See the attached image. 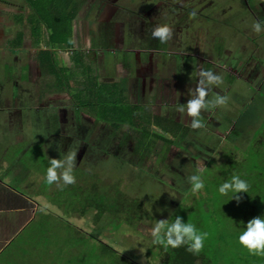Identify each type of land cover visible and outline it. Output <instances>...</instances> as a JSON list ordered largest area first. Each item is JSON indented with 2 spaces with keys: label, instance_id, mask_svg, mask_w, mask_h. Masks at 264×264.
Listing matches in <instances>:
<instances>
[{
  "label": "rangeland",
  "instance_id": "374dc122",
  "mask_svg": "<svg viewBox=\"0 0 264 264\" xmlns=\"http://www.w3.org/2000/svg\"><path fill=\"white\" fill-rule=\"evenodd\" d=\"M72 2L78 4L79 0H72ZM112 2L115 5L106 6L108 11H112L111 15L117 12L120 18L131 20L144 17L142 16L146 11L144 5L139 6L138 3L134 4L130 0H112ZM57 8L60 10L59 6ZM96 8H98L97 5L92 8L94 10L92 17L96 16ZM63 9L66 7L64 6ZM44 10L51 14L49 6L45 5ZM80 10H78L79 13ZM23 20L25 23L29 21L26 17L20 19L18 23L20 32ZM11 21L16 23L15 16L11 17ZM41 23L42 21L39 20L37 26L40 27L34 32L39 35L44 45H48L47 43H50L48 30ZM238 23H240L239 20L236 33L240 32ZM253 23L251 18L245 22L247 37L245 40L230 42L226 53L219 55L221 48L219 41L213 54L203 53V56L211 61L210 64L202 61L203 70L212 71L222 77L223 82L219 86H223L224 89L221 88L220 93L223 95L225 90L229 98L228 104L219 106L220 112L227 114L225 115L226 124L227 120L230 124L233 122L231 127L226 129L227 131L221 130L216 135L215 132L210 133L208 130L204 132L205 127L193 130L191 118L186 112L179 114L175 111L164 116L163 110L159 107L154 108L155 114L158 115L153 118L151 124L148 125L149 118L142 121L143 127H147L149 132L146 135L142 134V128L133 129L123 123L112 126L111 123L105 122L103 114L105 117L116 118L115 110L121 105L105 104L103 110L101 104L97 107L91 105L87 107L85 102L74 103L68 98L60 100V95H51L53 90L48 87L56 83L55 79L48 75L44 78V71L39 70L41 68L38 63L32 60V80L28 79L27 68L22 66L19 76H22L23 84L31 89L33 102L31 108H38V93L40 90H46L41 99L45 108V116L35 112L34 117L38 121L36 122L33 120V115L29 116L30 107L26 106L17 115L15 114L16 130L13 136L10 138L7 134L5 139L17 142L22 137L24 143H29L33 139L41 141L40 144L34 143L33 149L29 151V157L27 155L30 159L31 171L22 176L19 184L15 180L18 190L23 191L30 198L36 197L40 203V211L37 216L33 215V222L0 255V264H22L23 262L31 264L34 262V256L39 261L37 264H56L52 262L54 258L60 260L70 257L75 261L76 255H88L94 261L105 255L106 245L114 247L119 253L139 264H163L162 250L152 244L151 229L156 220L172 221L173 217L179 214L185 222L192 220L193 223L194 212L188 211L189 207L195 204L198 210L206 214L211 213L210 210L215 209V200L213 207H209L210 202L207 198L210 195L219 196L225 201L224 206L230 205L229 197H222L217 191L220 184L229 179V176L220 175L219 172L220 164L227 161L224 155L234 156L237 161L243 160L244 157L247 163V158L252 159L257 149L264 152V148L261 150V139L264 140V20H261L262 30L259 33L254 31L255 35L261 34V40L253 36L249 30ZM205 34H207L206 31ZM213 34L216 36V33ZM141 35L148 36L149 32L146 31ZM137 37L141 36L133 34V38ZM253 39L256 42L250 45L249 41ZM258 41L261 42V48L255 49ZM104 45L108 46V43ZM65 47V44L50 45V48L57 49ZM101 54L102 52L99 53V57ZM70 55L66 51L58 53L54 50L51 53V59L55 61L53 62L55 67L61 65L65 68L70 58L76 59ZM97 66L101 67L100 71H102L105 61L101 59L100 65ZM237 66L239 68L246 66L247 79L238 77L240 71ZM185 70L190 79L196 81L195 76H198L201 69L196 70L192 67L191 69L185 68ZM111 71L116 75L114 70ZM38 73H41L43 81L34 80L38 77ZM78 74L76 73L77 77ZM4 76L7 80L10 77L5 71ZM188 76H180L182 85H186L185 81L188 80ZM163 85L167 86V84ZM192 85L196 89L197 82ZM54 88L57 89L58 85L55 84ZM72 88L79 91L80 84L72 85ZM98 90L104 92L105 95L112 94L107 88L105 91L104 86H100ZM174 96L173 102L168 100L169 103L174 104L172 111L178 103L181 105L192 98L186 99L183 93L177 95L176 91ZM157 99H164L162 93L157 95ZM62 101L65 103L63 106H61ZM139 103L142 104L143 100ZM161 104L164 109H167L165 101ZM53 106H58L59 110L53 109ZM106 107L113 112L108 114ZM89 110L93 113L92 115ZM227 111L233 112V115ZM65 114L69 119L67 125ZM85 115L90 118L72 127L71 123L74 120L77 122L79 117L84 119ZM168 116H173L169 118L173 120L172 126L167 124ZM200 118L205 123V119ZM157 119H159L158 122ZM48 125L53 132L47 133ZM107 128L109 130L105 134ZM210 135L214 137L211 138ZM70 149H78L77 164L73 172L76 178L75 183L63 187L59 184L49 185L45 177L50 158L62 157ZM118 154L122 155L121 159L116 157ZM201 162H204L207 167L202 173L205 187L201 192L193 194L189 177L193 174H201L199 167ZM42 166L43 168L40 169ZM224 167L225 164H222L221 169ZM89 184H93V187L98 188V191L104 195L112 196L118 190L126 198H137L143 206L140 217L129 224L106 212L101 219H97L96 210L93 207H83L87 201L91 200L89 198L92 195L91 190L86 189ZM202 225L204 224H199L197 227L200 228ZM43 255L49 256H46L44 260L41 258ZM83 259L84 257L79 261ZM104 260L105 257L100 263Z\"/></svg>",
  "mask_w": 264,
  "mask_h": 264
},
{
  "label": "crops",
  "instance_id": "0c3cea01",
  "mask_svg": "<svg viewBox=\"0 0 264 264\" xmlns=\"http://www.w3.org/2000/svg\"><path fill=\"white\" fill-rule=\"evenodd\" d=\"M72 5H74L73 2ZM76 5L77 11L81 10L72 23L74 47L84 53L79 56L82 57L80 60H77L79 57H76L75 60L70 58L68 67L85 70L86 81L81 82V85H88V73L91 75L90 77H94L93 82L96 89L99 88L98 86H104L105 91L106 88L111 91L112 94H108L109 100L125 102L129 106H139V101L147 92L148 82L144 75L135 69L130 53L136 54V65L141 69L142 54L149 50V46H144L145 38L141 35L144 32L143 27L138 26L142 18L122 19L117 15V12L115 15H111L112 11H108L106 6L115 5L112 0H79ZM96 5L98 6L95 9L96 16L92 17L94 14L92 8ZM105 15L107 16L105 17ZM13 16H15L16 23L11 21ZM24 17L29 21L25 23L23 20L20 32L18 23ZM32 17L35 18L33 23L30 22ZM39 20L42 21L39 15L34 13L31 0L22 2L0 0V61H6L11 57L12 63L23 65L32 56L35 63L36 55L44 48L50 47V43L44 45L36 32L32 36L31 32L40 27L37 26ZM42 23L45 24L43 21ZM135 24L137 30L140 29L137 35L141 37L134 39L129 36H133L136 31ZM104 43H108V46H105ZM88 47L91 48L88 49ZM100 52H102L101 58L99 57ZM101 59L105 61L102 71H100L101 67L97 66L100 65ZM146 68L148 69V66ZM111 70H114L116 75ZM4 77H6L4 74L0 75V255L33 222V215L37 216L40 211V203L36 197L30 198L23 191L18 190L15 184V180L19 184L22 181V176L31 171L32 168H29L30 159L27 158V155L29 157V151L33 149L36 142L33 140L24 143L22 137L17 142L5 139L7 134L10 138L13 136L16 130L15 114L17 115L20 110L26 107L24 101L27 97L24 96L30 95L31 89L28 85L23 84L21 75L15 77L16 82H13L10 77L8 80ZM150 85L154 86L155 83L150 82ZM87 89L91 90L85 88L86 91ZM81 91L84 90H79L78 93ZM73 92H76L75 88L66 92L64 88L58 87L51 92V95L58 94L61 100H65L69 99ZM17 99L19 105L9 112ZM42 168L43 166L40 167V169ZM37 207L39 208L37 209Z\"/></svg>",
  "mask_w": 264,
  "mask_h": 264
},
{
  "label": "flooded vegetation",
  "instance_id": "af4514ba",
  "mask_svg": "<svg viewBox=\"0 0 264 264\" xmlns=\"http://www.w3.org/2000/svg\"><path fill=\"white\" fill-rule=\"evenodd\" d=\"M130 1L133 2L134 4L138 3V5L142 7L143 5L146 6V11L142 14V16L144 17H142V21L140 20L138 23L139 27H143L144 30L143 33H145L146 31L149 32L148 36H143L145 38L144 46L146 47L149 46V50L147 53L142 54L143 64L141 63L142 66L141 69H139L138 66L136 65L137 62L136 54L134 52L130 53L131 60L135 69L139 73L143 74L148 82V84L146 85L147 92L146 94L143 95L142 98L143 103L139 104V106L143 107L145 110V113L142 115L145 118L149 116L151 118L156 117L158 114L157 115L155 114L154 108L157 107L163 110L165 114L164 116L169 115L170 113L172 114L175 111H178L179 103L175 105L176 108L173 109V111L171 110V108L174 106V104L172 103L173 100H175L174 92L176 91L177 95H179V93H183L186 99L190 97L193 98L195 88L192 87L193 86L192 84L194 82H197L199 78L198 76H195V78L197 79L196 81L190 79L188 74H186L185 68L191 69L192 67H194L196 70L199 68L203 69L201 65L202 61L207 62L209 64L211 63L210 60H208L203 56V53L211 52L213 54L214 53L213 51L214 49H216V45L218 41L219 43H221L219 55H221L223 52L226 53L227 46L230 42L239 39L245 40V38L247 37V33H245L246 28L244 27V24L246 21H249V18H251V21H253L254 23L259 22L260 24H261V20H264V0H130ZM193 12H195V16L191 15V13ZM137 14L140 15L139 13ZM238 20L240 22L238 23V26L240 25V32L236 33L235 30ZM254 23L252 24L251 27H249V30L253 34V36L261 40V34L255 35L253 31ZM165 24L172 29V37L167 42L161 43L158 39L153 38L151 33L152 30L157 25H165ZM134 27L136 28L134 35H137V32L139 33L140 29L137 30L136 24L134 25ZM205 31L207 32V34H205ZM32 32L34 33V31ZM213 33H216V36ZM72 36H73V40H72L71 48H62V49L50 48V47L44 48L36 55L35 63H38L39 67L41 68L39 69L40 71H44L43 73L44 78L47 75L49 77H53L55 79L54 81L56 82L55 84H57L59 88H65L64 90L66 92H70V90L72 89V85L77 86L80 84L79 90H84V91L78 93L77 89L75 88L77 92L75 94H72L69 100L73 101L74 103L85 102L87 103L86 105L88 107L89 100L92 98V95L90 94L88 89L86 91L85 88H91L92 86L93 87L95 86V83L93 82L94 77H90L91 75L87 73V76L89 77L88 78L89 83L88 85L86 84L81 85V82L86 81L85 70H81V69L75 70L74 68H72V66L71 67L67 66L65 67L66 71L64 76L63 74L60 75L61 78L60 81L57 80L56 76L50 74V72L41 65L39 60V54L42 51H48L50 53H53L54 50H56V52L58 53L60 52L64 53L66 51L69 52L74 57H79L84 52H79L77 48L74 47L73 32H72ZM129 37H133V36H129ZM255 42H256L255 39H253L252 41H249V44L254 45ZM258 48H261V42L259 41L257 42L255 49ZM9 58L6 61H2V60L0 61V68H1L0 75L4 74L5 71L9 74L13 82H15L14 79L15 77L19 76V70L23 66L27 68L28 79L32 78V69H33L32 56H30V60L25 62L23 65H21L20 63L18 65H15V62L12 63L11 57ZM146 66H148V69L146 68ZM237 67L239 68V66ZM245 67L246 66L239 68L240 71V74L238 75L239 78L247 79L246 77L247 68ZM61 68H62L61 65H58L56 67V70H58L59 73H61L62 71ZM46 71H48V73ZM75 72L79 73L78 77L76 76ZM80 73L82 74V77ZM181 75L188 76V80L185 81L186 85L181 84V80H180ZM42 78L43 77L41 73H38V77H36L34 80L43 81ZM150 82H154L155 85L154 86L150 85ZM55 84L52 83L48 87L51 90L55 91L56 90L54 88ZM163 84H167V86L165 87ZM216 86L220 88H217ZM211 88L212 90L209 92L208 95L209 100H211L214 97V95L217 93L222 95L220 93V90L224 89L223 86L213 85L211 86ZM41 89H42V85H41ZM223 92H224L223 96H227L225 94V90ZM45 93L46 90L43 91L40 90L38 93L39 96L38 108H31V104H33L31 98V92L30 95L28 94L24 96L27 97L26 100L24 101V106L30 107V110L28 111L29 116L33 115V120H35L36 122L38 121L34 117L36 116L35 112L39 113L42 116H45V108L43 107L44 104L41 101ZM159 93H162L164 99H160V100L157 99V95H159ZM80 95H84V96H80ZM105 100L109 101L108 94L105 95ZM168 100H171L172 102L169 103ZM163 101L166 102L167 109H164L163 104H161ZM64 104H65L64 101H62L61 106H63ZM18 105L19 103L17 99L15 100L14 104L12 105L11 111L9 110V112H12L13 108L17 107ZM53 109L59 110L58 106H53ZM227 112L233 115V112H229V111ZM89 113L91 115L93 114L91 113L90 110ZM178 113L180 114V111H178ZM225 115H227L225 114V112H220L219 106L218 108L203 110L201 112V117L205 119L204 132L208 130V132L210 133L215 132L216 135L221 130L224 131L226 129L228 130L233 124V122L230 124V122H228L227 120V124H226ZM170 117L172 118L173 116L167 117L168 120L167 124L172 126L173 120L169 119ZM64 118H65V122H67L65 124L67 125L69 123L67 114H65ZM88 118H90V116L88 115H85L84 119H82L81 117L77 118V122L76 120H74L71 123L72 127L76 126L77 124H82V122H84ZM127 126L131 127L129 125ZM174 127L176 128V126ZM131 128L136 129L137 127H131ZM108 130L109 128L106 129L105 134L108 132ZM51 132L53 131L49 127V131H47V133H51ZM210 137L213 138L214 136L210 135ZM35 142L38 144L41 143L40 140H35ZM116 157L121 159L122 155L118 154L116 155Z\"/></svg>",
  "mask_w": 264,
  "mask_h": 264
},
{
  "label": "trees",
  "instance_id": "16d2710c",
  "mask_svg": "<svg viewBox=\"0 0 264 264\" xmlns=\"http://www.w3.org/2000/svg\"><path fill=\"white\" fill-rule=\"evenodd\" d=\"M45 5L50 7L51 14L45 12ZM59 6L60 10L57 8ZM66 9H63V7ZM31 7L34 13H37L42 21L46 24L49 31V41L52 46L65 44V48L72 47V32H73V20L77 15V5H72V0H31ZM71 10V14H70ZM77 11V12H76ZM53 14V15H52ZM35 18H31L30 22H34ZM39 60L41 65L46 68L50 74L57 77V80L61 81L60 75L65 74L66 69L61 68V73L56 70L54 66L55 62L51 59V53L48 51H42L39 54ZM54 71V72H53ZM89 91L92 98L89 100V105L97 107L98 104L113 105L119 104L117 110H115L117 117H105V122H109L112 126H117L120 123L127 124L131 127L142 128V134L149 133L146 128L143 127V119H147L148 125L151 124L153 118L150 116L145 118L142 115L145 113L143 107L135 105L129 106L126 103L121 104L115 100H105V93L92 86ZM108 114L112 113L108 107H106ZM157 122L159 119L156 120ZM149 137H151L148 134ZM168 141V140H166ZM264 148V140L261 139V150ZM252 153L250 154V156ZM224 155L227 161L222 162L219 166L220 175L225 174L229 178L233 174H238L242 179L249 183L248 193H240L242 200L237 203L234 199H230L231 204L224 206L225 201L219 196L210 195L207 200L210 202L209 207H213V201L215 209L212 208L211 213L206 214L198 210L195 206L189 207L188 211H193V223L197 226L204 224L198 228L200 231H206L209 233L208 239L205 241L204 248L199 254H193L186 250V246H181L176 249L169 248L165 250L163 247H159L163 254V264H264V256H255L247 252L246 249L241 247L238 243V236L244 230L247 222L254 217L264 218V152L259 149L253 153L252 159L246 158L237 161L234 156L228 157ZM253 160V161H252ZM225 164V167L221 169V165ZM79 189H83L79 187ZM86 189L91 190V199L83 206L93 207L96 210V218L101 219L106 212L111 213L117 219L131 224L133 220L138 219L140 212L142 211V203L137 198L129 199L124 196L121 191H116L112 196L104 195L98 191V188L93 187V184L86 186ZM84 213V212H82ZM177 216V215H176ZM179 216V214H178ZM175 216L173 217V219ZM172 219V220H173ZM192 222V220H190ZM105 255L100 258H96L92 261L88 255H76L75 261L70 257L61 258L57 260L52 259L56 264H139L135 260L130 259L116 250L114 247L106 245ZM95 252V249H94ZM46 256H41L44 259ZM88 256V258H87ZM83 261L79 259L83 258ZM105 257V260L100 263L101 259ZM45 260V259H44ZM76 262V263H75ZM79 262V263H78ZM39 261L34 256V262L31 264H37ZM24 264V262L22 263Z\"/></svg>",
  "mask_w": 264,
  "mask_h": 264
},
{
  "label": "clouds",
  "instance_id": "9594fccd",
  "mask_svg": "<svg viewBox=\"0 0 264 264\" xmlns=\"http://www.w3.org/2000/svg\"><path fill=\"white\" fill-rule=\"evenodd\" d=\"M195 16V12L191 13ZM262 30L259 22L254 23L253 31L259 33ZM152 37L158 39L161 43L167 42L172 37V29L168 25H157L151 33ZM197 86L193 98L186 103L179 105L178 111L186 112L191 118V128L193 130L204 128L205 124L201 120V112L227 103L228 97L215 94L209 100L208 95L212 90L211 86L219 85L223 82L222 77L214 74L212 71L201 69L198 72ZM78 149H70L59 158H50L49 166L46 169V182L59 184L61 187L75 183L73 174L77 164ZM201 174H193L189 177L191 191L193 194L201 192L204 187L202 177L203 171L207 168L204 162L200 164ZM249 183L242 179L238 174H233L228 180H225L218 187L220 196H228L239 203L242 200L240 193H248ZM152 244L163 247L165 250L176 249L186 246V250L193 254H199L205 241L209 237L206 231H200L191 221L185 222L180 216H175L172 221L168 219L156 220L151 229ZM238 243L251 255L264 256V218L254 217L250 219L244 227V230L238 236Z\"/></svg>",
  "mask_w": 264,
  "mask_h": 264
}]
</instances>
